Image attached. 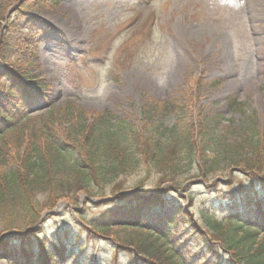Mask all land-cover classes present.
Listing matches in <instances>:
<instances>
[{"label": "rangeland", "instance_id": "rangeland-1", "mask_svg": "<svg viewBox=\"0 0 264 264\" xmlns=\"http://www.w3.org/2000/svg\"><path fill=\"white\" fill-rule=\"evenodd\" d=\"M0 7L6 11L0 35L9 28L23 48L15 67L25 78L47 85L28 117L70 103L84 110L88 122L108 113L139 130L152 119L171 128L175 117L161 109L176 101L187 118L200 109L206 116L219 115L221 126L231 130L241 131L249 117L260 129L264 126V0H0ZM6 72L11 71L0 64V86L8 81ZM197 81L202 83L195 95L198 104L188 91ZM230 102L243 107L235 111ZM195 166L176 177L177 187L169 178L157 189L161 176L154 173L123 179L122 195L139 200L133 208H142L143 229L168 214L151 204L160 197L178 200L182 211L197 220L198 209L229 201L249 187L242 176H234L232 184L227 171L205 177L202 164ZM99 201L80 195L74 208L90 221L117 205ZM55 211L44 217L40 239L70 230L74 260L67 264H115L111 241L88 240L76 225L77 212L66 202ZM189 228L177 227L172 248L196 264H228L216 246L203 256Z\"/></svg>", "mask_w": 264, "mask_h": 264}, {"label": "trees", "instance_id": "trees-1", "mask_svg": "<svg viewBox=\"0 0 264 264\" xmlns=\"http://www.w3.org/2000/svg\"><path fill=\"white\" fill-rule=\"evenodd\" d=\"M5 12L0 7V26ZM3 33L0 64L11 72L3 74L8 81L0 86V260L7 264L72 262L70 230L40 239L42 214L59 202L75 207L80 195L95 199L117 195L112 204L116 206L90 221L85 212L77 213L81 223L77 226L88 240L96 237L113 243L112 263L124 259L125 264H196L171 247L172 235L184 225L190 226L203 247V256L216 246L228 264H264V126L260 129L254 117L246 119L241 131L231 130L221 126L219 115L208 117L200 109L187 118L176 101L166 102L161 109L175 117L171 128L152 119L139 130L108 113L88 122L84 110L70 103L28 117L27 111L47 85L25 78L15 67L23 48L9 28ZM201 86L197 81L188 90L197 104L200 98L195 95ZM231 105L235 111L243 107ZM197 162L205 177L228 171L230 183L238 175L249 185L229 201L198 209L195 221L202 233L178 203L153 201L170 212L162 222H151L144 229L139 209L131 205L122 209L123 201H129L119 195L123 179L154 173L161 176L156 188L169 178L177 187L176 177L191 171ZM234 170L240 174H233Z\"/></svg>", "mask_w": 264, "mask_h": 264}, {"label": "bare ground", "instance_id": "bare-ground-1", "mask_svg": "<svg viewBox=\"0 0 264 264\" xmlns=\"http://www.w3.org/2000/svg\"><path fill=\"white\" fill-rule=\"evenodd\" d=\"M65 9L71 10L73 8H71V6L69 7L68 5L64 6Z\"/></svg>", "mask_w": 264, "mask_h": 264}, {"label": "water", "instance_id": "water-1", "mask_svg": "<svg viewBox=\"0 0 264 264\" xmlns=\"http://www.w3.org/2000/svg\"><path fill=\"white\" fill-rule=\"evenodd\" d=\"M51 214H54V212H52Z\"/></svg>", "mask_w": 264, "mask_h": 264}]
</instances>
